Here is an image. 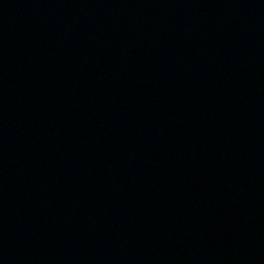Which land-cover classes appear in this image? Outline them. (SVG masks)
I'll use <instances>...</instances> for the list:
<instances>
[{
    "label": "water",
    "instance_id": "water-1",
    "mask_svg": "<svg viewBox=\"0 0 264 264\" xmlns=\"http://www.w3.org/2000/svg\"><path fill=\"white\" fill-rule=\"evenodd\" d=\"M0 264H264V0H0Z\"/></svg>",
    "mask_w": 264,
    "mask_h": 264
}]
</instances>
